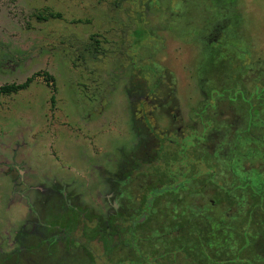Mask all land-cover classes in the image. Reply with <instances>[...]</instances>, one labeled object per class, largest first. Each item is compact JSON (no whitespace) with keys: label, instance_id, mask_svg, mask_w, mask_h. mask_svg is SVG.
<instances>
[{"label":"rangeland","instance_id":"rangeland-1","mask_svg":"<svg viewBox=\"0 0 264 264\" xmlns=\"http://www.w3.org/2000/svg\"><path fill=\"white\" fill-rule=\"evenodd\" d=\"M48 11L59 12L60 16L37 17ZM137 27L146 31L142 32V41L134 33ZM92 36L99 39L95 54L89 45ZM35 71L52 74L53 84L41 73L26 88L0 94L3 250H9L12 241L31 232L39 222L38 215L46 222L57 218L62 223L65 213L57 206L55 189L64 184L82 204L90 199H104L107 180H117L124 172L130 155L139 148V140L142 149L149 146L144 145L149 136L147 128L141 120L132 119L136 99L130 100L128 88L132 91V87L143 88L146 84L152 88L159 78L167 92L172 89L177 118L172 120L162 107H153L149 120L157 133L182 127L188 110L204 98L200 87L216 88L220 93L226 89L232 101L220 100L215 111L222 122L228 123L225 137L231 139V132L244 123V111L236 107L239 100L233 96L239 90L232 85L242 80L250 100L254 90L259 93L264 87V0H0V85L21 82ZM254 78L263 84L251 85ZM260 93L264 97V89ZM223 132L221 128L214 130L204 147L209 151L216 148ZM196 133L188 128L181 137L172 132L163 138L171 139L168 173L173 172L168 180L160 181L165 187H175L177 179L196 173L200 175L190 186L203 185L205 170L209 168L204 151L197 157L188 151L191 138H200V133ZM257 144L260 145L255 143V148ZM227 151L229 146L224 145L219 158L227 159ZM244 162L246 168H264L261 157ZM214 165L218 182L230 185L227 162ZM151 187L144 190L145 200L153 201L159 194L164 195L158 199L169 198L167 190L157 189L159 185ZM41 188L46 190L42 192ZM204 188L201 195L180 196L188 201H213L215 212L222 200L220 188L210 183ZM157 207L162 214L158 221H165V204L158 202ZM256 210L257 216L264 215ZM145 213H149L147 205L142 208V215ZM180 213L186 216L192 212ZM129 221L121 230L133 240V218ZM181 222L187 224V219ZM168 239L164 242L166 249L173 248L178 238ZM262 241L251 244L252 249L249 245L245 250H231L233 254L229 251L232 255L223 263L264 264ZM175 248L167 253L173 262L174 257L181 261V256H185L175 250L197 251L187 246ZM150 255L149 264H155L154 253L148 252ZM63 256L58 254L67 261ZM94 258L97 264L141 261V257L120 258L118 262ZM88 259L92 262V258Z\"/></svg>","mask_w":264,"mask_h":264},{"label":"flooded vegetation","instance_id":"flooded-vegetation-1","mask_svg":"<svg viewBox=\"0 0 264 264\" xmlns=\"http://www.w3.org/2000/svg\"><path fill=\"white\" fill-rule=\"evenodd\" d=\"M171 90L167 92L166 88L161 86V79L159 78L155 79V85L152 88H149L147 84L143 88L140 86L132 87V91L128 88L130 100L133 97L136 99L133 102L132 111L135 115L132 119L136 122L141 120L143 126L147 128L149 136L148 140H145L144 145L149 143V146H144L142 149L139 140V148L130 155V163L124 168V172L117 179L118 181L107 180L108 190L106 194L104 193V199L101 198L96 201L90 199L86 204H82L81 200L73 197V194L69 192L71 190L65 189L64 184L57 190L55 189L56 195H58L57 206L59 205V210L65 213V215L62 214L61 216V219H63L62 223H59L57 218L46 222L47 220H43L38 215L39 222L32 227L31 232L23 235L18 240L19 242L17 239L15 242L12 241L11 244L13 246L8 248L9 250L0 248V264H79L77 262L80 258L84 259V264H92L88 257L92 258L93 255L113 262H118V258L123 260L140 258L139 250H156L155 235L149 229H154L157 221L162 217L161 208L157 207L158 202L164 203L167 210L163 216L167 223L168 233H170L167 239L172 236L168 241L173 239V233L179 234L180 232L179 228L173 225V222L176 221L178 223L189 217L194 222L200 216L197 213L194 216L190 214L184 216L180 212L191 213L198 211L202 213L206 204L210 203L212 206L215 204L213 201H205L202 198H194L189 201L179 198L182 193L195 195L186 192V189H184L185 191L179 190V192L174 194L172 189L165 187L160 181L157 182L156 173L160 170L166 171L170 168L168 166L169 162H172L171 159H168L171 139L167 140L166 138L163 140V138L169 136L172 132L176 137L184 135V129L188 125V115L192 114L199 104L188 110L186 120L184 122L182 120V127L175 125V129L170 132L161 130L157 133L153 130L154 127L149 120V114L153 107H162L163 111L170 115L172 120L177 118L178 109L174 106L175 99L171 96ZM199 90L204 96L203 100H206V88L200 87ZM217 95L209 98L210 104H205L207 110H216L218 108L223 97L220 94ZM173 109L175 110L173 111ZM137 113L138 115H136ZM235 131L236 128L231 132L232 137ZM224 133H222L220 142L226 138ZM220 142L218 145H220ZM217 146L213 151L221 148ZM248 168L247 175L251 179L254 177L252 173L257 174L259 172L258 177L264 183V168L262 170L254 166ZM197 170L199 172L200 169L198 168ZM230 175V182L234 184L237 176L234 173ZM162 178L166 179L164 176ZM202 184L197 187L200 188L199 193H197L199 195L205 189L204 185L206 183L203 182ZM148 185L152 186L151 189L162 185V189L167 190L166 194H168L169 198L161 200L155 198L157 197L156 195L153 201L145 200L143 195ZM183 185L186 188L188 186L187 184ZM37 186L41 187V184H37ZM44 189L41 188L42 192L46 190ZM157 189L160 190L161 187ZM247 195H250L248 190L246 191ZM255 201L252 198L222 199L218 204L219 207L215 211L217 215L214 217L216 223L215 233L218 235L219 233L227 232L231 236L230 245L221 246L222 249L220 250H245L249 245L250 249H252L251 244L254 245L258 239H262L264 245V215L261 216V219L253 220V208L251 207ZM261 201L262 204L258 206L261 207L260 212H264V199L262 198ZM28 202L31 203L30 199H28ZM144 205L149 207V213L142 215ZM257 209L259 208L257 207ZM122 217H125L124 220L121 219ZM131 218H133L132 225L135 229L133 231L135 235L133 240L128 239L125 232L123 233L121 230V228H125L124 226L127 223L130 224L129 219ZM148 223L150 224L147 225ZM196 226L199 231V229L204 227V222L202 224L198 223ZM237 229L242 232L240 235L242 240L238 245L239 247L235 245ZM147 232L149 236H146ZM141 234H144L143 237H141ZM72 244L75 246H72ZM173 248L166 249L168 254L172 253ZM262 250H264V246ZM231 253L233 254L234 251H231ZM58 254H63V257L69 259V261L64 262L58 257ZM145 255L147 256V254ZM154 258L156 262V252H154ZM167 260V264H174L168 257ZM149 261L151 262V255L150 257L144 256V260L140 261L139 264H149ZM80 263L83 264L82 262ZM95 264L97 263L95 262ZM178 264H182V261ZM232 264H238V262Z\"/></svg>","mask_w":264,"mask_h":264},{"label":"trees","instance_id":"trees-1","mask_svg":"<svg viewBox=\"0 0 264 264\" xmlns=\"http://www.w3.org/2000/svg\"><path fill=\"white\" fill-rule=\"evenodd\" d=\"M59 12L54 11H48L45 14L40 13L37 14V17L40 19H48L50 17H59ZM142 32L145 33L146 31L142 27H137L134 29V33L136 34L137 40L142 41L143 36ZM95 52L98 51V45H99V39L92 36L90 44H89ZM247 70V69H246ZM246 72V71H245ZM44 75V79L46 81H52L53 84L54 77L52 74L48 73L47 71H35L31 75L27 76L23 81L21 82H9V83H3L0 85V94H10L19 91L20 89L26 88L29 83L32 81V79L39 74ZM255 79V78H254ZM242 80H238L233 84L237 90L236 95L234 96V99L236 101L239 100V103L236 107H240L244 112V118H243V126H240L236 128V131L233 134V137L231 136V139L229 136L225 138L222 142H220V145L217 147L216 150L209 151L204 147V145L207 144L209 135L214 131L218 129H224V134H228L229 132V125L226 122H222V119L218 117V114L215 110H207L205 107V104H210L211 97H215L217 94H220L221 97H223V100L232 101L230 99V93H226V89H222V93L216 91V88L212 87H206L207 91V98L206 100H200L199 104L195 108L196 110L192 112V114L188 115V125L185 127L184 131L186 129L190 128L191 130L195 131V133L198 135L200 133V138H191L190 147L188 148V151H190L192 154H194L196 157L201 153V151H204L202 155H204V161L206 164H208V169L205 170V177L204 182L210 183L212 185L218 186L221 191V199H239V198H252L256 200L252 205L251 208H253L252 214H253V220H256L257 218H262L261 215H256L255 210L257 207L261 209L258 205H261L262 201L261 199H264V183L261 182L259 179V172L257 174H253L254 177L251 179L249 175H247L249 168L244 167L245 160L247 159H254L255 158H264V121H262L264 118L262 117L261 111H263L264 107V97L261 95V91H263L264 87L261 89V91L258 93L257 90H254V98L248 99L246 95V89L241 82ZM226 83V81L224 82ZM256 83V84H254ZM259 83L262 85L263 83L260 81L259 78L255 79V81L252 82L251 85H257ZM229 88V87H227ZM251 88V87H250ZM249 88V89H250ZM247 89V90H249ZM241 90V92H240ZM253 91V92H254ZM216 92V93H215ZM218 96V95H217ZM256 98V100H255ZM248 110L249 115H247ZM264 112V111H263ZM264 116V114H263ZM255 119H262L261 121H257ZM195 121V122H194ZM256 121V122H255ZM194 122V123H193ZM185 133V132H184ZM232 135V133H231ZM196 136V135H195ZM251 139H254L251 141ZM169 140V139H167ZM255 143H260V145H256V148L254 147ZM228 145L230 151H227V159H221L219 158L220 150L223 148V146ZM221 159V160H220ZM235 159V160H234ZM220 162L225 161L227 162V168L229 169V173L236 174V182L234 184L227 185L222 184L218 182V179L216 178V168L214 165V162ZM236 162L237 166H234L233 162ZM168 168L165 172L163 170H160L156 173L157 181H161V179L168 180L170 175L172 176L173 172L168 173L170 170ZM162 172V173H161ZM243 172V173H240ZM244 174V175H243ZM164 176L166 179L162 178ZM199 175L193 174L192 176H188L186 179L183 180H176L175 183H178L175 187H169L174 191V194L176 192L185 191L190 193H199L198 186H190V183H193L196 177ZM257 176V177H256ZM186 177V176H185ZM174 183V184H175ZM187 184V188L184 187ZM163 185V184H162ZM161 186V188H163ZM249 191L250 195L246 196V191ZM164 195V194H163ZM162 194L157 195L155 198H160L163 196ZM179 198H182V196H179ZM214 207L211 204H206L204 207V210L202 213L198 211L192 212L190 215L194 216L199 214V219H196V221H192V218L189 217L187 219V224H183V222L179 221L175 224L180 230L179 234L173 233V239L176 240V244L174 245L175 249L179 248H191L193 250H197L194 253L187 249V250H175V253H183L185 256H181V261H185L187 264H224V261H227L232 254H230V250H220L222 249L221 246H228L230 245L231 236L228 235V233H219L216 235V223H215V215L216 212L213 211ZM204 222V226L207 228L204 230L199 229L197 230L198 223ZM224 222V221H223ZM226 224H228L226 222ZM166 221H157L156 227L154 229H149V231L153 232L152 234L155 235L156 239V250H139L141 261L144 260L145 254L149 252V254L156 252V258L157 261L155 264H167V253L168 250H166V239L170 236V233H168ZM241 231L239 229L236 230V237H235V245H239L242 238H240ZM146 236H149L148 232ZM180 236V237H179ZM141 237H143V234H141ZM172 238V236L170 237ZM166 240V241H165ZM165 242V243H164ZM159 244H162L161 246ZM148 246V244H147ZM203 249V250H202ZM111 251V250H110ZM129 251V250H128ZM174 251V250H173ZM172 251V252H173ZM240 253V251H239ZM230 255V256H228ZM239 255V254H238ZM96 255H93L92 257V264H95L96 260L94 258ZM94 258V259H93ZM176 260L173 262L174 264H178L180 260H177V256L174 257ZM120 259V258H118ZM117 259V260H118ZM69 260V259H68ZM64 261V262H68ZM80 262H84V259L80 258ZM77 262L81 264L80 262ZM178 262V263H177ZM244 262V264H248V262ZM240 263V262H238ZM84 264V263H83ZM183 264V263H182Z\"/></svg>","mask_w":264,"mask_h":264}]
</instances>
